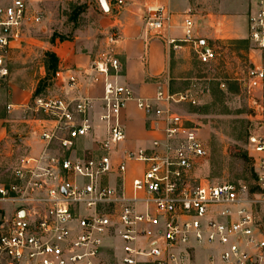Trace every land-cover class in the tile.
<instances>
[{"label":"built area","instance_id":"2783aa9c","mask_svg":"<svg viewBox=\"0 0 264 264\" xmlns=\"http://www.w3.org/2000/svg\"><path fill=\"white\" fill-rule=\"evenodd\" d=\"M171 16L164 4L151 3L144 18L160 32ZM43 18L27 0H0V84L11 73L10 55ZM247 21L250 55L242 83L259 112L264 0H250ZM182 27L180 41L192 43L201 63L217 59L214 46L196 35L192 13H185ZM119 36L117 26L108 32L111 43ZM177 40L170 42L177 47ZM92 68L104 77L99 119L105 134L94 148L80 144L95 128L93 98L35 96L30 110L43 121V147L24 154L12 178L0 181V201L10 206L0 214V264H264V124L248 138L253 184L206 181L196 174L206 143L179 109L196 103L189 89L159 85L154 97H137L119 80L121 62L113 52L93 60ZM131 100L165 135L151 149L120 150L127 136L123 111ZM129 161L148 166L127 190ZM199 249L208 250L203 260Z\"/></svg>","mask_w":264,"mask_h":264},{"label":"rangeland","instance_id":"374dc122","mask_svg":"<svg viewBox=\"0 0 264 264\" xmlns=\"http://www.w3.org/2000/svg\"><path fill=\"white\" fill-rule=\"evenodd\" d=\"M31 10L41 12L42 23L25 36L22 52H12L10 69L18 64L45 92L55 71L51 51L56 38L73 35L76 28L85 25L92 12L99 10V0H27ZM187 12L194 15L196 35L210 43L218 57L210 64L198 60L191 42H185L181 59L185 62L186 77L178 87L189 89L196 103L184 102L179 109L199 127V134L206 143L207 153L197 168L203 180L222 182H248L253 184L254 171L248 151L249 135L264 124V110L253 109V99L243 88L242 78L249 66L250 42L247 38V19L250 0H190ZM45 74V76H43ZM171 90V89H170ZM171 90V91H179ZM43 95V94H41ZM44 96V95H43ZM264 105V95L257 96ZM30 110V109H29ZM30 115H36L32 110ZM25 154L19 141L0 147V181H9L12 171ZM139 170V166H136ZM10 206L0 201V214ZM119 246L121 241H117ZM197 256L203 260L206 256ZM112 260L110 252L106 254Z\"/></svg>","mask_w":264,"mask_h":264},{"label":"crops","instance_id":"0c3cea01","mask_svg":"<svg viewBox=\"0 0 264 264\" xmlns=\"http://www.w3.org/2000/svg\"><path fill=\"white\" fill-rule=\"evenodd\" d=\"M107 3L109 11H105L100 3L99 10L92 12L86 24L76 28L71 37L55 39L51 51L57 58L56 67L44 93L37 90V84L18 64L11 68L10 75L0 84V147L17 138L25 154L41 151L43 121L37 115L29 114L35 96L41 94L67 99L93 98L91 115L95 128L80 139V144L82 147H96L95 139L105 134L99 119L104 77L92 68V62L110 52L121 62L119 80L131 86L137 97H154L159 85L179 90L175 87L185 79L186 72L185 62L180 58L181 51L177 49L186 46L180 39L184 37L182 22L191 5L190 0H107ZM151 3L164 4L172 13L169 26L160 32L150 30L144 18L146 6ZM114 26L118 27L120 36L116 43H111L108 32ZM172 38L178 39L177 47L170 42ZM24 42L25 39L16 49L19 54L29 48L24 46ZM71 77L75 78L74 82ZM8 105L11 108L8 109ZM123 121L127 136L120 150L151 149L154 140L165 138L154 116H148L138 108L135 100L128 102L123 111ZM160 125L163 127L165 124L161 122ZM147 166L142 161L127 163L123 177L127 190ZM205 252L207 254L208 250L199 249L198 254Z\"/></svg>","mask_w":264,"mask_h":264},{"label":"water","instance_id":"95a60500","mask_svg":"<svg viewBox=\"0 0 264 264\" xmlns=\"http://www.w3.org/2000/svg\"><path fill=\"white\" fill-rule=\"evenodd\" d=\"M100 3L102 5V7L104 8L105 11H109L110 8L108 6L107 0H100Z\"/></svg>","mask_w":264,"mask_h":264},{"label":"trees","instance_id":"16d2710c","mask_svg":"<svg viewBox=\"0 0 264 264\" xmlns=\"http://www.w3.org/2000/svg\"><path fill=\"white\" fill-rule=\"evenodd\" d=\"M53 56V59L55 60V62H57V58H56V56L54 55V54H52ZM55 67H56V64H55Z\"/></svg>","mask_w":264,"mask_h":264}]
</instances>
